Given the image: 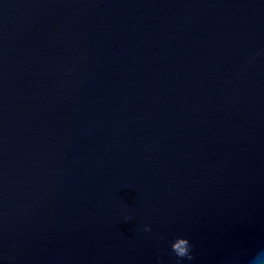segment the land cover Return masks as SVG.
Segmentation results:
<instances>
[{
	"label": "water",
	"instance_id": "water-1",
	"mask_svg": "<svg viewBox=\"0 0 264 264\" xmlns=\"http://www.w3.org/2000/svg\"><path fill=\"white\" fill-rule=\"evenodd\" d=\"M178 237L264 264V0H0V264Z\"/></svg>",
	"mask_w": 264,
	"mask_h": 264
},
{
	"label": "clouds",
	"instance_id": "clouds-1",
	"mask_svg": "<svg viewBox=\"0 0 264 264\" xmlns=\"http://www.w3.org/2000/svg\"><path fill=\"white\" fill-rule=\"evenodd\" d=\"M145 231H151L150 228H145ZM172 252L177 257V264H181L183 259H187L189 261L193 260L194 257L191 255L192 245L190 244L189 240L185 238H177L172 243ZM261 259V255H258L254 261H259Z\"/></svg>",
	"mask_w": 264,
	"mask_h": 264
}]
</instances>
